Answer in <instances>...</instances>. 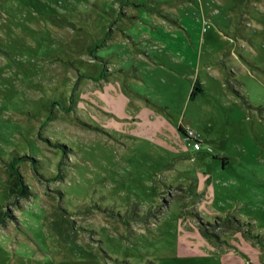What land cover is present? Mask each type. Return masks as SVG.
I'll use <instances>...</instances> for the list:
<instances>
[{"label":"rangeland","instance_id":"rangeland-1","mask_svg":"<svg viewBox=\"0 0 264 264\" xmlns=\"http://www.w3.org/2000/svg\"><path fill=\"white\" fill-rule=\"evenodd\" d=\"M0 217V264H264V0H0Z\"/></svg>","mask_w":264,"mask_h":264},{"label":"crops","instance_id":"crops-1","mask_svg":"<svg viewBox=\"0 0 264 264\" xmlns=\"http://www.w3.org/2000/svg\"><path fill=\"white\" fill-rule=\"evenodd\" d=\"M146 13V12H145ZM128 15V16H127ZM126 16H121L123 18H126L125 22H128V26H124V29H119L117 30H123L124 36L126 38H129V41L132 40V37L136 38L135 34H138L141 38L139 42H134L136 47H145L148 49V42H144V38L141 36V33L145 30H150V23L145 21L143 19L138 11H128ZM115 22V21H114ZM114 25V24H113ZM116 30V29H115ZM115 30L113 33L115 34ZM124 30H127L128 33H125ZM176 32V29L174 30ZM177 37H175L176 40L173 41H166L167 44V49L170 50L173 54L172 63H175V66H181L184 70L189 75V85L186 87L184 91L185 92V97L188 100H185L187 102H199L198 99H202L205 94V76L206 74H203L202 71L205 73L206 68L205 66L202 67V57L201 54L197 55L196 47L194 46V43H190L188 41V37L186 36V33L182 30H177ZM157 38L153 40V43L161 42V36H156ZM170 38V37H169ZM137 39V38H136ZM157 40V41H156ZM139 52H143L138 50ZM148 50H146L147 52ZM145 53V52H144ZM208 64V62L206 63ZM207 69L210 70V67H207ZM138 77L140 78L141 76L144 75L142 71L139 70L136 71ZM211 75V72H210ZM218 77V76H217ZM193 91L195 92V95L192 96ZM204 102V101H200ZM180 125H183L182 123ZM179 125V126H180ZM202 140V146H204L203 139Z\"/></svg>","mask_w":264,"mask_h":264},{"label":"built area","instance_id":"built-area-1","mask_svg":"<svg viewBox=\"0 0 264 264\" xmlns=\"http://www.w3.org/2000/svg\"><path fill=\"white\" fill-rule=\"evenodd\" d=\"M187 134L190 140L192 141V146L195 149H201L202 148V140L200 139L201 135L199 132L191 128L190 126H187ZM211 150V148H209Z\"/></svg>","mask_w":264,"mask_h":264},{"label":"trees","instance_id":"trees-1","mask_svg":"<svg viewBox=\"0 0 264 264\" xmlns=\"http://www.w3.org/2000/svg\"><path fill=\"white\" fill-rule=\"evenodd\" d=\"M193 95H195V92L193 91V93H192V96ZM179 129H180V131L190 140V138L188 137V134H187V130H186V128H185V126L184 125H180L179 126ZM191 141V140H190ZM223 160H224V165H226L227 164V162H226V158H223ZM10 165L12 166V169L14 170V172L15 173H18V177H20L19 176V165L17 164V162H14V161H12L11 163H10ZM18 179H20V178H18ZM26 189L24 188V189H22L21 190V192L22 193H26ZM1 220H2V218L0 217V222H1Z\"/></svg>","mask_w":264,"mask_h":264}]
</instances>
